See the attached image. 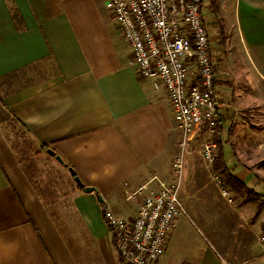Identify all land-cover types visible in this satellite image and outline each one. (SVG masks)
Returning a JSON list of instances; mask_svg holds the SVG:
<instances>
[{
  "label": "crops",
  "instance_id": "1",
  "mask_svg": "<svg viewBox=\"0 0 264 264\" xmlns=\"http://www.w3.org/2000/svg\"><path fill=\"white\" fill-rule=\"evenodd\" d=\"M204 14L218 31L219 131L206 140L220 168L196 134L189 155L204 162H185L187 215L160 264H264V0H205ZM130 58L116 20L100 25L81 0H0V264H125L103 210L134 218L131 195L170 182L181 139L166 89Z\"/></svg>",
  "mask_w": 264,
  "mask_h": 264
},
{
  "label": "built area",
  "instance_id": "2",
  "mask_svg": "<svg viewBox=\"0 0 264 264\" xmlns=\"http://www.w3.org/2000/svg\"><path fill=\"white\" fill-rule=\"evenodd\" d=\"M205 0H106L139 76L163 86L180 131V154L172 164L168 184L140 186L131 196H142L137 215L128 220L113 209L104 218L125 264H160L178 218L187 215L180 198L184 156L192 153L190 141L201 129L214 133L219 123L220 101L213 62V37L204 14ZM217 143L206 140L200 150L213 166ZM218 184L223 180L214 176ZM227 195V189L223 188ZM230 201H232L230 199ZM259 241L264 253V227Z\"/></svg>",
  "mask_w": 264,
  "mask_h": 264
},
{
  "label": "rangeland",
  "instance_id": "3",
  "mask_svg": "<svg viewBox=\"0 0 264 264\" xmlns=\"http://www.w3.org/2000/svg\"><path fill=\"white\" fill-rule=\"evenodd\" d=\"M81 4H82V9H83V13L84 15L85 14H94L96 15L97 19L99 20V23L100 25H103L107 22H110V21H113L114 22V19H113V16L111 14V11L105 7L104 5V2L103 0H95V1H92V0H81ZM86 7H90L89 10L86 9ZM97 22V21H96ZM211 32V31H210ZM228 32L231 33V42H232V48H233V51H232V54H233V57L235 58L236 60V51H237V42H236V31L235 29H232L231 30H228ZM215 33H218V31H214L213 33L211 34H215ZM217 35V34H216ZM232 62V60H230ZM213 62H214V59H213ZM235 62V61H234ZM222 64V61L218 63V66ZM232 65L228 62V64L226 63L225 59L223 61V68H225L226 71H228V68H230ZM216 68V66H214ZM232 69L235 70V63H234V67L232 66ZM221 70H224V69H221ZM230 71V70H229ZM234 79H236L235 75L233 76ZM198 135H200V139L197 143V148H202V144L201 142L203 143L204 140L208 139V135H210V132H208L206 129H201L198 131L197 133ZM178 155L180 154V149L178 151ZM190 155L189 154H186L184 156V163L186 162L187 158L189 157ZM192 157V159L196 162H201L203 161V158L199 155V154H194L193 156H190ZM204 162V161H203ZM218 175V174H217ZM214 176L215 174H213V182L212 185H219L216 183L215 179H214ZM220 186H222L220 184ZM218 187V186H217ZM219 197H220V200L223 199V197L218 193ZM225 199V198H224ZM226 200V199H225ZM226 204H227V201H226ZM196 218V225H197V230H198V235L204 240V236H205V228H204V225H203V222H201L199 220V218L195 217ZM86 245L87 246H91V243L89 242H86Z\"/></svg>",
  "mask_w": 264,
  "mask_h": 264
},
{
  "label": "water",
  "instance_id": "4",
  "mask_svg": "<svg viewBox=\"0 0 264 264\" xmlns=\"http://www.w3.org/2000/svg\"><path fill=\"white\" fill-rule=\"evenodd\" d=\"M48 153H50L51 155L55 156V158L63 165H67L65 163V161L62 159V157L58 154L55 153V151L53 149H48L47 150ZM69 171L72 173V175L75 177V180L77 181V183L80 185V186H83V182L81 181L80 177H78L76 174H75V171L73 168L69 167ZM84 190L87 191V192H93V191H97V189L95 187H91V186H86L84 187ZM98 198L100 201H103L101 195H98Z\"/></svg>",
  "mask_w": 264,
  "mask_h": 264
},
{
  "label": "trees",
  "instance_id": "5",
  "mask_svg": "<svg viewBox=\"0 0 264 264\" xmlns=\"http://www.w3.org/2000/svg\"><path fill=\"white\" fill-rule=\"evenodd\" d=\"M218 131H219V123H218V125H217V127H216L215 133H217ZM214 166H215L216 168H220V162H219V159H218V161H217V160L215 161ZM227 180H228L227 182H232V184H234V182H235V180H232L231 178H230V180H229V179H227Z\"/></svg>",
  "mask_w": 264,
  "mask_h": 264
}]
</instances>
